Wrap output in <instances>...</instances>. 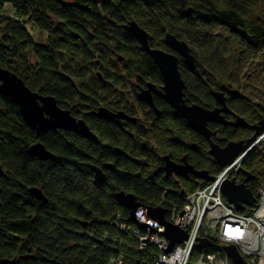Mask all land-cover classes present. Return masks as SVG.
<instances>
[{"label": "trees", "instance_id": "16d2710c", "mask_svg": "<svg viewBox=\"0 0 264 264\" xmlns=\"http://www.w3.org/2000/svg\"><path fill=\"white\" fill-rule=\"evenodd\" d=\"M131 21L148 33L152 49L170 52L166 34L188 44L196 68L179 58L185 99L209 110L216 105L214 92L249 81L243 71L259 59L264 62V0H0V68L16 74L31 91L53 97L99 138L63 131L37 138L18 107L0 94V260L112 264L111 257L119 254L123 264H148L157 250H139L132 234L136 226L117 194L134 195L145 209L169 210L181 208V190L197 186L194 178L166 177L157 151L140 145L142 136L137 134L133 143L123 127L93 114L100 107L126 113L134 104L142 111L145 106L135 92L149 82L161 83L154 62L125 29ZM154 104L160 109L159 102ZM226 104L249 124L264 117V106L243 91L228 93ZM163 111L171 110L165 105ZM170 124L180 142L197 144L196 153L185 146L176 149L179 157L187 156L198 171L217 175L221 168L210 157L207 142L180 117ZM251 133L218 127L214 141L224 147ZM38 142L52 158L39 161L31 154ZM105 164L112 166L106 170ZM92 166L104 170L103 184L94 180ZM244 173L252 176L246 186L256 202L239 213L250 215L264 184V141L242 162L241 181ZM32 188L46 201H35ZM121 225L128 231H121ZM212 242L208 252L220 254ZM200 252L196 247L194 256Z\"/></svg>", "mask_w": 264, "mask_h": 264}, {"label": "water", "instance_id": "95a60500", "mask_svg": "<svg viewBox=\"0 0 264 264\" xmlns=\"http://www.w3.org/2000/svg\"><path fill=\"white\" fill-rule=\"evenodd\" d=\"M125 29L132 34L142 50L149 55L157 66L163 82V87L160 90L152 84H147V89L137 94V100L153 110L155 109L152 101V94L166 100L174 110L182 114L191 129L209 140L208 153L221 169L230 166L238 156L242 154L246 156V154H249L251 149L255 147L257 138L264 135V124L262 121L257 125L249 124L242 117H236L233 123L226 122L222 115L223 113H229L226 106L225 93L228 91L226 86H221L220 91L213 93L214 100L218 107L212 110L195 104L188 105L187 101L184 99L185 85L180 77L178 58L180 57L183 59L184 63L191 69L196 68V60L188 44L171 34H166L164 43L170 52L160 49H151L148 33L140 28L134 21L128 22ZM0 94L10 99L18 107L20 117L34 130L37 138H40L49 131L56 130L77 133L86 138L94 137L84 120L76 119L71 115L69 110L59 108L53 97H44L31 91L16 74L3 68H0ZM93 114L96 117L109 121L129 119L124 116L123 113H112L104 108L98 109V111L93 112ZM209 123L248 128L252 130L254 134L246 141H230L224 147H220L212 140L215 133L207 128ZM30 152L39 161L52 158V154L47 151L40 142L33 144L30 147ZM163 160L165 162L164 173L166 177L174 175L180 179H185L190 176L206 183L214 181V177L207 171H198L194 169L185 159H182V164L180 165L170 161L168 157H165ZM91 170L94 174L96 183L103 184L105 182V175L102 171L95 167H91ZM1 175H3V171L0 166V176ZM243 175L244 180L239 184L236 183L234 179H231L223 181L220 186L223 198L237 212H243L246 207H252L256 202L254 194L246 186V184L252 180V176L249 173H244ZM29 194L37 202L46 201L42 192L37 188L30 189ZM116 197L128 210L130 219L134 223L135 212L140 206L134 195L119 193ZM166 212L167 211L161 207L150 208L147 211V215L164 228L162 236L169 242L164 252L165 254H169L176 245H180L186 240L187 235L184 231L176 226L170 225L166 221ZM142 227L145 228L144 225H142ZM213 245L214 243L212 241L199 238L197 248L199 250L210 249ZM221 249L232 264H242L243 258L235 246H223ZM0 264H10V261L2 259L0 260Z\"/></svg>", "mask_w": 264, "mask_h": 264}, {"label": "built area", "instance_id": "2783aa9c", "mask_svg": "<svg viewBox=\"0 0 264 264\" xmlns=\"http://www.w3.org/2000/svg\"><path fill=\"white\" fill-rule=\"evenodd\" d=\"M244 157L245 154L238 156L230 166L215 175L212 182L196 180L194 190L179 195L181 208L167 210L166 221L187 235L186 240L169 254L164 252L169 244L162 236L164 228L148 217V209L137 208L133 223L136 227L132 234L138 237L139 250L145 251L149 246L157 250L148 264H232L226 255L219 257V254L206 250L194 256L199 238L215 241L219 249L235 246L245 264H264V184L257 206L250 215L237 212L225 201L220 190L223 181L236 177ZM120 230L128 231L125 225H121ZM110 263L123 264V260L120 256H113Z\"/></svg>", "mask_w": 264, "mask_h": 264}, {"label": "flooded vegetation", "instance_id": "af4514ba", "mask_svg": "<svg viewBox=\"0 0 264 264\" xmlns=\"http://www.w3.org/2000/svg\"><path fill=\"white\" fill-rule=\"evenodd\" d=\"M179 58H178V62H179ZM147 84H152L159 90L163 87L162 79H161V83L160 84H153L151 82H149ZM147 84H146V86H147ZM146 86L140 88L139 91L135 92L136 101L139 104L145 106L144 110L141 111L139 106H137L136 104L133 105V108H134L133 111L132 110H128V112H126V113L123 110H114V109L112 110V109H108V108L104 107V109H107L108 111H110L112 113H119L120 112V113H123L124 116L129 118V119H126V120L125 119H119V120H112V121L105 120V121L116 122L118 125L123 127L124 128V135L128 136V138H130L133 143L137 142V134L142 136L141 137L142 139H140V141H139L140 145L143 146L145 149H149L152 153H155V151H157L158 156H159V158L161 159V162H162L163 172H164V166H165V162H164L163 159L165 157H168L170 161H172V162H174V163H176L178 165L182 164V159H185L186 162L189 164V162L187 160V156L182 154L179 157V150L176 151V149H179V147L183 148V146H185L187 151L196 153L197 152V145L194 142L186 141V140H181V142H180L178 140L177 134L176 135L173 134L170 129L166 128V126L169 125L170 123H172V121H175V120L177 121V116L176 115H173V114H171L169 112L168 113L164 112L162 118H156L155 113L152 111L151 108H149L148 106H146L145 104H143V103H141V102H139L137 100V94H139V92H141V91L146 90L147 89ZM227 94H228V91L225 93V95H227ZM152 99H153V102L156 100L157 102H159V104L163 100L162 98H160L159 96H157L155 94H152ZM217 107H218V105L216 104L214 106V108H212V109H215ZM100 108H102V107H100ZM163 109H165V106L164 107H162V106L160 107V111L163 112ZM212 109H210V110H212ZM137 111H139L141 113H139ZM75 118L76 119H82V118H77V117H75ZM102 120H104V119H102ZM129 124L134 126V128L131 131H129V129L126 128ZM263 124H264V122H263ZM248 130H250V129H248ZM90 131H91V133L93 134L94 137L93 138H87V140H95V141L99 140L97 132L92 130V129H90ZM251 134L253 135V132ZM252 135L250 136V138L252 137ZM82 138L85 139L86 137L83 136ZM216 138H217V136H215V139ZM247 139H249V138H247ZM246 140L245 139H242V140L240 139V140H237V141H246ZM193 146H194V148H193ZM118 150L119 149H117V148L114 149L115 152H118ZM180 152H181V149H180ZM111 166H112L111 164H105L104 167L106 168V170H109L111 168ZM92 167L100 169L102 171V173L105 175V179H106V174H105L104 170L102 169V167H96V166H92ZM240 169H241V167L239 168V171L236 173V177L234 178L235 182L238 183V184L242 182L238 178L240 176L239 175ZM155 171H157V170H155ZM169 177H172L175 180L180 179V178H178V177H176L174 175H170ZM212 177H214V176H212ZM191 178L192 177L188 176V177H186L183 180L191 179ZM194 180L196 181V179H194ZM185 193L186 192H184V190L180 191L181 195H184ZM159 207L163 208L162 206H159ZM165 210L167 211V209H165ZM213 246H215V245H213ZM212 248H210V249H212ZM219 250L222 251V249H219Z\"/></svg>", "mask_w": 264, "mask_h": 264}, {"label": "rangeland", "instance_id": "374dc122", "mask_svg": "<svg viewBox=\"0 0 264 264\" xmlns=\"http://www.w3.org/2000/svg\"><path fill=\"white\" fill-rule=\"evenodd\" d=\"M243 75L251 76V79L249 81H246V78H245L244 80H242L241 85L239 84V85H235V86H229L228 87V93H236V92H242L243 91L245 94L250 95L252 97V99L254 101H256L257 104L264 106V62H262V59H259L258 61L253 63L248 70H244ZM220 84H221V82H220ZM243 85H246V86L244 87ZM137 112H139V111H137ZM139 113H141V112H139ZM261 121L264 122V117H262ZM261 121L256 122L254 124L257 125ZM240 139L242 140V138H240ZM234 141H237V140L234 139ZM262 141H264V139ZM241 165H242V163L240 164V167H241ZM223 169H221V171ZM116 256H120V255L117 254Z\"/></svg>", "mask_w": 264, "mask_h": 264}, {"label": "bare ground", "instance_id": "6f19581e", "mask_svg": "<svg viewBox=\"0 0 264 264\" xmlns=\"http://www.w3.org/2000/svg\"><path fill=\"white\" fill-rule=\"evenodd\" d=\"M132 22V21H131ZM136 23V22H135ZM137 24V23H136ZM138 25V24H137ZM139 26V25H138ZM140 27V26H139ZM164 45H165V43H164ZM165 47L167 48V46L165 45ZM140 48H141V46H140ZM152 49V48H151ZM168 49V48H167ZM141 50H142V48H141ZM160 50H162V49H160ZM169 50V49H168ZM164 51V50H163ZM142 52H144L143 50H142ZM145 53V52H144ZM146 54V53H145ZM148 55V54H147ZM149 56V55H148ZM151 59V58H150ZM186 65V64H185ZM156 66V65H155ZM187 66V65H186ZM157 67V66H156ZM188 67V66H187ZM190 68V67H189ZM158 69V68H157ZM191 69V68H190ZM159 71V70H158ZM159 74H160V71H159ZM160 78H161V75H160ZM162 79V78H161ZM184 99H185V94H184ZM152 101H153V99H152ZM187 104L188 105H199V104H196V103H192V104H190V103H188L187 102ZM153 105H154V109L155 110H153L152 109V111L155 113V116H156V118H162L163 117V113H164V111L162 112V111H160V109L159 108H157L156 106H155V104H154V102H153ZM160 105L162 106V107H164L165 105L166 106H168L169 108H170V110L171 111H169V113H171V114H173V115H176L177 116V118L178 117H180L184 122H186V125L188 126V123H187V121L183 118V116H182V114H180L179 112H177L176 110H174L171 106H170V104L166 101V100H162L161 101V103H160ZM199 106H201V105H199ZM226 106H227V104H226ZM228 108V110H229V113H223L222 115H223V117H224V119H225V121L226 122H228V123H233L234 121H235V118L236 117H240V115H238L237 113H235V112H233L229 107H227ZM155 111H157V112H155ZM209 125H213L214 126V129L213 130H211L210 128H209ZM218 127H225V128H230V129H232V130H239V128L240 127H234V126H231V125H222V124H214V123H209L208 125H207V128L211 131V132H214L215 133V136H217L216 134L218 133ZM166 128H168V129H170L171 128V125L169 124V125H167L166 126ZM188 128L191 130V131H193L196 135H198L200 138H202V139H204L206 142H207V144H208V146H209V140H207V139H205L203 136H200L199 134H197L193 129H191L189 126H188ZM246 129H248V128H246ZM56 131H63V132H69V131H64V130H56ZM252 131V130H251ZM49 132H55V131H49ZM49 132H47V133H45V134H48ZM253 132V131H252ZM73 133V132H72ZM45 134H43V135H45ZM77 134V133H76ZM253 134H254V132H253ZM42 135V136H43ZM80 135V134H79ZM41 136V137H42ZM215 136L212 138V140L214 141L215 140ZM40 137V138H41ZM264 139V135L263 136H261V137H258L257 138V141H256V145H255V147L253 148V149H251V151L249 152V154L252 152V151H254L255 149H256V147H258L263 141ZM249 154H246V156L244 157V158H246L247 157V155H249ZM243 155V154H242ZM235 178V177H234ZM234 178H230V179H227V180H231V179H234ZM204 250H206V251H208V250H210V249H204ZM200 251H202V250H200ZM213 253H215V252H213ZM221 254V255H220ZM219 254V257H223L224 255H225V253L224 252H222L221 251V253Z\"/></svg>", "mask_w": 264, "mask_h": 264}]
</instances>
